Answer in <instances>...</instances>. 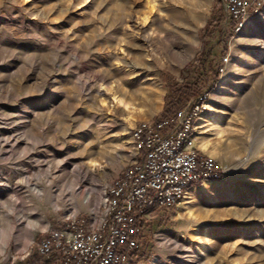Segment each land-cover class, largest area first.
I'll list each match as a JSON object with an SVG mask.
<instances>
[{
    "label": "rangeland",
    "instance_id": "rangeland-1",
    "mask_svg": "<svg viewBox=\"0 0 264 264\" xmlns=\"http://www.w3.org/2000/svg\"><path fill=\"white\" fill-rule=\"evenodd\" d=\"M247 21L217 41L232 25L219 0H0V234L11 222L22 240H10L0 264H22L66 218L100 217L104 189L139 159L112 100L117 85L148 118L134 125L157 120L172 85L205 57V38L216 62L223 49L227 61L195 143L213 142L225 174L203 197L209 183L187 190L194 221L177 217L186 194L155 213L140 261L128 264H264V9Z\"/></svg>",
    "mask_w": 264,
    "mask_h": 264
},
{
    "label": "built area",
    "instance_id": "built-area-1",
    "mask_svg": "<svg viewBox=\"0 0 264 264\" xmlns=\"http://www.w3.org/2000/svg\"><path fill=\"white\" fill-rule=\"evenodd\" d=\"M219 2L236 33L245 27L250 12L264 9V0ZM207 98L205 94L163 118L134 125L130 134L139 159L104 189L100 217L66 218L60 228L38 240L36 252L55 264H128L137 256L145 224L155 213L173 210L190 187L217 182L225 174L196 148Z\"/></svg>",
    "mask_w": 264,
    "mask_h": 264
},
{
    "label": "trees",
    "instance_id": "trees-1",
    "mask_svg": "<svg viewBox=\"0 0 264 264\" xmlns=\"http://www.w3.org/2000/svg\"><path fill=\"white\" fill-rule=\"evenodd\" d=\"M234 25H231L229 31L227 33L222 34V32H218L216 34H211L212 37H218L217 41H220V37L225 40H228L233 36ZM214 37V38H215ZM216 42H211V38L207 40L204 39V45H208V50L205 51V57H196L195 62L192 64V69L188 74V77L183 79L182 83H174L171 87L172 93L166 96L164 109L160 118L167 116L168 114L179 110L181 107L185 106L189 101H197L203 95L208 94L215 86L221 70L224 67L222 57L225 54V49H223V55H219L220 59L219 62H216L215 55L210 54L213 49V46ZM210 51V52H209ZM221 53V54H222ZM209 57V64L207 67L204 66V63ZM198 64L197 66H194ZM190 67V68H191ZM159 119V118H158ZM195 186H200L199 184ZM148 227L149 222L145 224ZM143 239L139 241V244H142ZM140 256L137 255L131 259V261L138 263L140 261ZM22 264H55L54 259H45L40 256L36 251L33 252L31 255L27 256V258L23 261Z\"/></svg>",
    "mask_w": 264,
    "mask_h": 264
},
{
    "label": "bare ground",
    "instance_id": "bare-ground-1",
    "mask_svg": "<svg viewBox=\"0 0 264 264\" xmlns=\"http://www.w3.org/2000/svg\"><path fill=\"white\" fill-rule=\"evenodd\" d=\"M248 26H249V23L247 21L245 27L247 28ZM244 30H246V29H242L240 32H244ZM232 49H233L232 50L233 52L237 51L236 47H233ZM231 71H232V68L230 65H228L224 69L223 74H222V80H221V83L223 85H225L226 81H228ZM123 91H124L123 87L117 85V88H116L117 93L116 92L113 93L112 100L118 108H122L123 111L126 113V115L124 117V121L127 124V127L132 128L137 121L148 120L146 114H143L141 111L140 112L136 111L129 103H127L125 100H123V98L120 96ZM103 105L105 106V103H103ZM205 109H206V117L200 118L199 123H201L202 126H198V130H201L203 128V126L204 127L207 126L208 118H210L212 116V114H214L216 112V110L214 109V107L210 103H207L205 105ZM108 121H111V120L109 119ZM211 131H214V130H211ZM126 134H127V132L125 130H123L122 133H120V135H113L114 136L113 138H116L117 136H124ZM199 134H202V132H199ZM196 145H197V148L199 150H201L205 154L209 155L211 158L216 159V150L214 148L213 142H211L210 139L199 138L198 141L196 142ZM90 166L99 167L101 165L96 161H91ZM209 187H210V183L203 185V187H202L203 193L201 194V197H203V195L205 196L207 194V191H205V189H207ZM102 191L103 190H101V193H102ZM191 194L192 193H190L188 195L186 194V197L184 198L185 201H183L181 203L182 212L178 213V215H177V217L180 219L185 217V219H187V221H194L197 218V215H195V213L193 212V210L189 206V203H190L189 200H190ZM87 200H84V203H86ZM52 205L56 209H58L60 206L57 202H52ZM94 214H96V213H94ZM38 224L39 223H37L36 225H38ZM0 235H1L0 236V252H4L6 250L11 239H15L19 244L22 241V240H19V238L14 237L13 227H12L11 222L7 225L6 229L1 232ZM195 235H196V229L191 228L190 235H189V241L190 242L197 241V238H195ZM29 242H30L29 239H27V241L25 242L26 243L25 246ZM198 244H199V246L201 245L200 242H198Z\"/></svg>",
    "mask_w": 264,
    "mask_h": 264
}]
</instances>
